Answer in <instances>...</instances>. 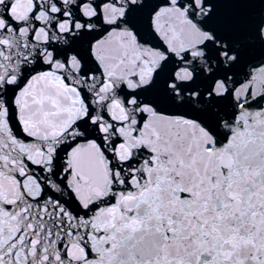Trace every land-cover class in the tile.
I'll return each instance as SVG.
<instances>
[{"label": "snow or ice", "instance_id": "1", "mask_svg": "<svg viewBox=\"0 0 264 264\" xmlns=\"http://www.w3.org/2000/svg\"><path fill=\"white\" fill-rule=\"evenodd\" d=\"M0 264H264V0H0Z\"/></svg>", "mask_w": 264, "mask_h": 264}]
</instances>
